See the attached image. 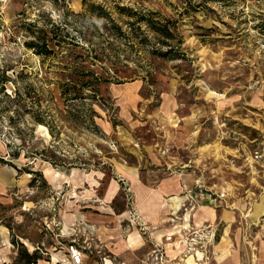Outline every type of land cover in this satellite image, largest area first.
I'll return each mask as SVG.
<instances>
[{
  "label": "rangeland",
  "instance_id": "1",
  "mask_svg": "<svg viewBox=\"0 0 264 264\" xmlns=\"http://www.w3.org/2000/svg\"><path fill=\"white\" fill-rule=\"evenodd\" d=\"M88 2L125 34L83 0H0V264H23L24 248L37 250L36 264H72V242L81 264H155L161 253L187 264L200 246L193 218L207 207L213 219L214 208L234 212L231 234L243 231L255 241L246 257L259 255L264 0ZM118 6L170 20L173 52L163 56L168 39L130 25L136 17ZM64 18L116 71L101 101L63 97L78 81L63 66V42L49 56L25 45L52 24L63 35ZM99 65L85 68L104 72Z\"/></svg>",
  "mask_w": 264,
  "mask_h": 264
},
{
  "label": "trees",
  "instance_id": "2",
  "mask_svg": "<svg viewBox=\"0 0 264 264\" xmlns=\"http://www.w3.org/2000/svg\"><path fill=\"white\" fill-rule=\"evenodd\" d=\"M204 1L218 2L224 0ZM83 3L87 7L88 12L93 13L109 22H113L114 25L119 28V32L125 34L124 31H122V27L115 24L114 19L105 6L97 3H89L88 0H83ZM118 7L120 9L119 12L124 13V11H128L129 16L136 17L135 22H129L130 25H135L137 22H146L153 31L168 39L163 40L164 43L170 46L168 51L164 53L161 52L163 56L169 55V53L173 52V47L175 46L169 42L175 38V33L171 30L170 23L172 22L170 20L161 21L155 18V15H160L157 11L150 10L146 14L141 15L131 7ZM262 25L264 26V22ZM56 28L55 24H52L48 30L43 31V36L31 37L29 40L25 41L26 47L33 49L38 55L49 56L54 53L51 45L61 44V42H63V57L70 58V60L63 62V66L78 75V81L76 82L73 80L75 83L73 84L74 86H72L71 90L69 88L64 89L66 84L63 85V97L65 99L75 100H103V90L107 89V85L112 82H120L118 76L116 75V71L111 72L109 70H105L104 62H106L107 58L102 56V54H98L95 47L90 46V43L93 45L91 40H85V38H83L82 31L78 30L76 26L70 27V22H67L65 18L63 19V35H59L55 31ZM178 42L182 43V40L180 39ZM78 49H80V51ZM87 57H90L89 60H87ZM98 62H100L99 68L104 70V72L102 71L101 73H96V71L92 69L85 68V64L87 63L97 64ZM87 76H90L91 78L85 79ZM90 120L94 122L93 115L90 117ZM40 122L50 127L47 122H44L43 120ZM51 133H54L52 129ZM14 157H16V155ZM1 161H4V157L0 155V162ZM21 259L23 264H36L40 259V256L38 255L37 250L29 252L26 248H24V250H22Z\"/></svg>",
  "mask_w": 264,
  "mask_h": 264
},
{
  "label": "crops",
  "instance_id": "3",
  "mask_svg": "<svg viewBox=\"0 0 264 264\" xmlns=\"http://www.w3.org/2000/svg\"><path fill=\"white\" fill-rule=\"evenodd\" d=\"M114 87L116 90H119L118 85H114ZM171 179L173 181L177 180L175 179V177H172ZM179 188L180 187L177 186L176 189H179ZM186 197H190V196L189 194L184 193V195H181L180 198L185 199ZM210 209H213V207H207L206 210L205 209L200 210L201 215H200L198 224L195 223L194 218H193L192 224L195 225L196 230H198L200 246H199V249H195L192 254L186 255L187 264L189 263L197 264L198 263V259L202 258V251H201L202 248H204V250L206 251V254L209 257L210 264H264V238L261 239V242H258V245H257L258 248H260L259 255L258 254L256 255L255 254L256 252H252V255H248L246 257L245 253L248 252L250 254L249 247L255 241L249 240L246 236H244L243 231L241 233L242 235H238L236 233L233 236V234H231L229 227L233 222L232 217H235L234 212H231L228 210H223L222 212L214 208L215 218L213 219L211 217ZM192 216L194 217V214ZM227 221L229 222L228 225H226ZM206 234H209V235H206ZM149 246L148 244L147 246H145V244H140L139 247L141 248L144 247V249L147 250V248H150ZM125 247L131 248L132 247L131 242L126 241ZM167 248L168 246L165 245L166 252H167ZM178 251L182 252V250H178ZM148 258L151 259L150 257H147V256H145L144 258L141 257L140 258L141 263L144 262V264H153V262L149 261ZM108 261L110 260H107V262ZM154 263H157V262L154 261Z\"/></svg>",
  "mask_w": 264,
  "mask_h": 264
},
{
  "label": "built area",
  "instance_id": "4",
  "mask_svg": "<svg viewBox=\"0 0 264 264\" xmlns=\"http://www.w3.org/2000/svg\"><path fill=\"white\" fill-rule=\"evenodd\" d=\"M191 239L193 240L194 238H191ZM67 251H68L69 259L72 264L82 263L83 250L79 245H77L75 242H72L67 246ZM155 259L157 261V263L155 264H165L167 262V260L164 258V253L157 254ZM197 264H210L209 257L206 254V251L204 250V248H202V258L198 259Z\"/></svg>",
  "mask_w": 264,
  "mask_h": 264
},
{
  "label": "bare ground",
  "instance_id": "5",
  "mask_svg": "<svg viewBox=\"0 0 264 264\" xmlns=\"http://www.w3.org/2000/svg\"><path fill=\"white\" fill-rule=\"evenodd\" d=\"M40 127L45 130V132L49 135L48 129L45 125L41 124ZM224 242V241H223ZM223 245V244H222ZM192 259V258H191ZM194 263V262H193ZM190 264V263H189Z\"/></svg>",
  "mask_w": 264,
  "mask_h": 264
}]
</instances>
